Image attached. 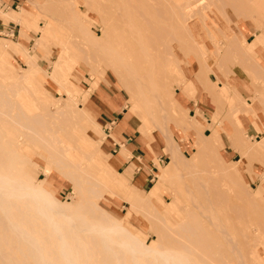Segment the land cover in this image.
<instances>
[{
  "label": "bare ground",
  "instance_id": "1",
  "mask_svg": "<svg viewBox=\"0 0 264 264\" xmlns=\"http://www.w3.org/2000/svg\"><path fill=\"white\" fill-rule=\"evenodd\" d=\"M167 1L173 3L171 9L162 10L156 6V8H152L146 3L141 7L137 17H131L129 12L119 15L120 11L110 7V12L106 11L109 22L105 21L101 35L98 36L90 31L84 22L81 23V20L76 19L77 22H73L76 25V31L80 34V41L67 43V37L66 42L60 48L53 71L49 72L51 80L58 86L60 85L63 90L62 109L56 107L52 111L43 100L37 99L39 106L36 105L41 109V112L27 113L25 104L23 103L24 107L21 105L19 90L22 88L18 87V83L10 82L8 84L10 88L0 85L1 106H5L3 108L6 109L0 111V264H248L246 256L249 252L251 254L252 250L248 251L243 248L245 243L247 246L249 245L248 241L246 240L247 242L244 243L241 240L243 238L231 236L229 231H238V229L236 225L224 223L223 215V213L234 212L235 208L232 207L231 202L233 199H237L239 191L243 190H239V186L242 187L237 166L239 160L236 161V165L233 164L234 166L224 164L215 149L213 151V141L211 142L209 136H202L193 130L194 125L180 110L173 92L168 93V96L171 94L169 97L171 107L170 111L167 109L165 105L168 101L164 103L165 96L163 97V95L168 90L165 92V82L163 84L159 81L163 87L157 82L161 71L155 73L154 70L160 66L156 62H161V66L166 68L165 72L168 70L171 56L177 55L171 45L173 41L177 43L183 54L186 53L188 46L192 45L189 44L191 41L202 50V56H205L206 53L198 45L193 35L192 23L194 26H197L198 23H203L204 27L214 26L221 33L224 43L219 47L215 45L220 60L224 57L232 58L234 54L238 57L240 48L246 58L256 62L254 55L260 53L256 49L260 45L257 36L250 42H238L230 31H225L228 29L226 25H220L221 22H219L216 13L218 12L224 22L229 24L235 22V18L241 23L242 16H245L244 13L248 10L262 14L260 17L262 18L264 16V0L257 2L256 5L251 4L252 7L234 6L229 10L232 12L230 17H226L224 14L227 13V8L237 0H220L222 4L220 8H216L217 2L214 0ZM153 2L159 5L163 4V1L160 3V0L159 3L156 0ZM136 18L147 23L143 26L153 27L156 32L151 34L155 37L154 40L145 38L141 34H138L135 40L130 36L139 29L134 26L133 21ZM165 19H168L171 25L169 23L165 25L163 22ZM171 20L175 21L176 25L172 24ZM119 28L123 29L127 37L125 42H122L116 35ZM210 33L212 32H209L208 36L211 35ZM228 37H230L229 42L226 41ZM111 39L116 40L115 46L109 42ZM138 41L143 42L138 44ZM45 45L44 41H40L39 46L46 50ZM86 53L89 55L87 58L92 61L103 62L104 69H112L119 82L123 83L127 90L129 89L134 114L138 109L137 106L142 105L145 120L139 122L138 129L145 135L157 133V136L167 145L171 162L159 173L160 180L164 181L169 170L177 168L181 162L198 173H204V176L209 174V180L206 179L207 176L205 178H200L198 175L193 177V180L200 185L203 202L197 201L198 197L189 191L188 196L191 197L189 199L193 206L183 203L185 217L179 223L166 218L164 214L166 206L161 207L162 211L158 206L155 207L156 205L153 203V199L157 195L155 188L145 194L144 200L135 199L133 201L134 209L149 213L155 222L154 228L157 231L154 235L158 242L155 246L148 244L142 237L120 224L119 218L106 212L98 203L100 197L103 196V190L109 185L102 182L100 175L90 169L88 162L94 157L95 161L99 159L97 152L100 150L103 137L102 134L99 137L94 136L92 131L85 126L84 121L89 119L79 108H76L75 93L68 86L69 78L66 74L71 72H69L68 66L62 67L63 62L67 59L72 63H79L82 60L91 68L94 66L96 69L98 65H93L83 58L82 55H87ZM36 64V58L31 56L28 69L22 72L21 81L29 82L31 79L30 69ZM247 68L248 72L252 73L249 67ZM210 71L208 70V72ZM162 73L164 75V70ZM260 74L264 78L262 67ZM162 75L160 80L163 82ZM183 82L187 85L188 90L196 91L190 80L186 79ZM207 84L208 89L212 90L211 87L214 84H211L210 81H207ZM28 88L29 86L26 85L25 89L28 90ZM223 99L227 101L225 96ZM221 102L224 104V101ZM154 103L158 106L157 112L153 108ZM172 107H174V111H178L177 114L171 113ZM231 109L229 108L233 112ZM237 109L240 110V108ZM251 111L254 110L249 112ZM45 117L47 119L43 121ZM259 117L258 125L264 135V119ZM48 118L51 120L49 121ZM55 120H58L59 123ZM169 120L176 121L177 126L183 128L185 132L194 134L196 137L194 150L201 158L205 157L200 161L203 159L206 161L212 159L213 161L214 154L215 160L218 155L217 164L213 166L214 162L211 160L209 162L213 164L203 161L204 164L213 167L207 171L208 165H204L205 170L199 162L203 167L200 169L201 166L195 164L194 160L192 162L184 157L173 139L171 129L167 127ZM7 126L14 127L16 131L19 129L22 140L17 143L9 141L4 131ZM26 141L48 151L44 166L45 179L42 181H36L25 172L24 167L27 164L37 165L28 155L18 150L19 146ZM256 141L264 149V136ZM123 147L122 145L121 149ZM71 149L79 152L88 161L83 163L75 158H70L69 151ZM95 169L98 170V168ZM54 170L68 178L73 184V189L79 195L76 203L62 201L51 190L52 184L48 177L52 176L51 172ZM213 174L217 176V181L212 178ZM210 180L215 181L214 184ZM263 189L264 185H260L253 192L260 193ZM230 190L232 195L228 196L226 193ZM253 192L246 190L242 194L247 200H250L253 197ZM159 226H161V231ZM242 226L244 227L245 224ZM240 232L238 233L242 234L244 239L248 238L246 232L243 230ZM245 250L248 252L246 253Z\"/></svg>",
  "mask_w": 264,
  "mask_h": 264
},
{
  "label": "rangeland",
  "instance_id": "2",
  "mask_svg": "<svg viewBox=\"0 0 264 264\" xmlns=\"http://www.w3.org/2000/svg\"><path fill=\"white\" fill-rule=\"evenodd\" d=\"M153 1L155 0H26L29 10V12L26 13L27 15L25 18L28 24V31L26 33L20 32V37L18 38L19 26L15 24L19 22L16 17L14 20L15 24L13 22L11 23L13 31H2L0 33V42L7 47L11 42H19L20 40H23L24 46L28 48V50H24V53L29 57L33 56L36 58L38 67L42 69L41 72H43L48 82L51 81L50 83L45 82L42 84V88L47 90L45 93L46 101L44 102L49 105L52 111H54L56 107L62 109L63 104L61 98L64 94L63 90L60 85L58 86L57 83L51 80L49 72L53 71L60 48L66 42V38L68 37L67 43L70 41H80V34L76 31V25L73 24V22L81 20V23L84 22L85 26L98 36L101 35L102 28L105 26V21L108 20L109 16H106V11H109L111 9L110 7L120 11L119 15H122L123 12H129L131 13V17H137L140 14L141 7L144 6L143 4L148 3L152 8L157 7L162 10H169L173 5L171 1L168 2L167 0H160V3L163 1L162 5L156 4ZM214 1L217 2L216 8L222 7L220 0ZM259 1L263 0H237L228 8L226 7L228 11L224 16L230 17L232 12L229 10L234 6L239 7L242 5L245 7H252L251 4L256 5ZM156 2L159 3V0H156ZM14 9L19 10L18 8ZM253 11L254 10H248L245 11V13L243 12L246 17L242 16L241 23L235 18V22L233 21L230 24L224 22V19L218 12L216 14L219 22H221L220 25H226L228 29H225V31H230L238 42H250L255 36H257L260 45H258L256 49L260 53L254 55L256 62L246 58L240 51V48L238 50L239 54L236 52L238 57L234 54L232 58L230 57L228 59L224 57L220 60L216 47L222 46L224 43L221 33H219L214 26L205 25L206 27H204L203 23H198L197 26H194L192 23L193 35L195 36L198 45L206 53L205 56H202V50L193 44V42L191 43V41H189V44L192 45L188 46V49L184 54L178 47L177 43L173 41V43L171 42V45L177 55H172L173 57L171 56L168 70L165 72L166 68L164 69L161 66V62H156L161 68L160 66L158 67L155 65L158 68L154 70L155 73L161 71V73H159L161 75L164 70V75H162L161 78L163 79V82L160 80L161 75L159 78L157 77V82L160 85L165 82V92L168 90V92L163 95V97L165 96V99L163 98L164 103L168 101L165 105L167 109L170 111L171 107L169 103V97L171 94L168 96V93L173 92L175 93L174 95L178 101L177 104L179 105L180 110L194 125L193 130L197 131L202 136H209L211 142H214H212V146H214L213 151L215 149L224 164L226 163V166H231L233 164L236 165V161L239 160L237 166L238 172L240 173L239 181L242 183V187L239 186V190L243 189V192L246 190H251L253 192L258 186L264 185V149L263 146L256 141L262 139L264 136L263 130L258 125L260 120L259 116L264 119V78L260 74V68L262 67L264 70V16L260 18L262 14L260 15ZM133 22L134 26L139 28L135 30L133 34H130L134 40L137 38L138 34L144 35L145 38L147 37L150 40L155 39V37L151 35L152 33H156L153 27H149V25L147 27L143 26L147 23L141 21L139 18H136ZM163 22L165 25H168V23L171 25L168 19H165ZM171 22L176 25L175 21L171 20ZM3 23L7 25V23ZM209 32H212L210 33L211 35H209L210 37L208 36ZM116 35L119 36L122 42L127 40L122 28L117 29ZM131 37L130 39L133 40ZM227 39L226 41L229 42L230 37ZM40 41L46 43V50L39 46ZM115 41L112 39L109 40L114 46L116 45ZM142 42L143 41H138V44H141ZM0 48L4 49V54L7 59L6 61H0V66L6 71V74L12 76L26 68L28 69V64L25 60L17 55H12L8 49L1 45ZM86 54L87 55H82L83 58H85L86 61L91 62L93 65H98V67L95 66L96 69L93 65L91 68L90 65L82 60H80L79 63H72L65 59L62 65V67L68 66V70L71 72L70 74L67 73L66 76L69 78V88L75 93L74 98L76 100V108H79V110L89 119L84 121L85 126L92 131L94 136L99 137L102 134V137L105 138L106 136L104 133L106 132L104 131V124L96 118L95 113L93 112V107L96 105L95 102L102 104L107 98L114 101L117 97L118 101L116 100V103L118 104L117 106H120L118 109L120 112H125L126 116L128 115L132 117L131 121L133 120V123L135 124H133L135 131H132V138L136 139V141H140V136H142L145 139L142 143L147 155L145 154L144 149L137 150V154L135 155L138 157L146 155L145 157L151 158L150 161L152 162L145 166L146 170L143 172L142 169H140L143 165L139 162V159L131 157V154L127 152L123 159L128 158L125 160H129L132 158V162H138L137 165L132 166L133 170H131V172L126 171V166L128 164L114 166V163H121V161L117 160V157H113V164L109 161L112 159L111 155L115 154L119 147H112L113 151L108 150L106 140L103 141L104 139H102L100 150L97 152L99 159L95 161L96 158L94 157V159L88 162L90 169L94 170L97 175H100L102 182L109 185L103 190V196L100 197L98 203L106 212L115 218H119L120 224L135 232L148 244L155 246L158 243L156 240L157 238L154 235L157 231V229L154 228L155 222L149 213L143 210L134 209L132 206L133 201L135 199L144 200L145 194L150 189L155 188L157 191V195L153 199V203L156 205L155 207L158 206L162 211L163 208L161 207L166 206V212L163 211L166 218L171 219V221L176 220L179 223L183 217H185L183 203L193 206L190 200L191 197L188 196L189 191L198 197L197 201L200 203L203 202L200 185L193 180V177L198 175L200 178H205L207 176L206 179H208L209 174L206 173L207 175L204 176V173H198L196 170L194 171L193 168H190L181 162L177 168L169 170V174L165 177L164 181L160 180L158 176L159 173L171 162L167 145L155 132L154 134L151 133L144 136L145 133L138 129L140 122L139 118L141 122H144L145 120V115H143L144 108L142 105H138V109L135 111L139 117L138 118L132 111L133 104L131 101V95L128 91L129 89L127 90V87L119 82L118 77L113 74L114 72H112V69H104L103 62H94L90 58H87L89 55L88 53ZM104 59H106V57H104ZM220 62H223L224 64ZM221 64L224 66H221ZM247 67H249V70L252 73L248 72ZM162 68L163 70H161ZM206 69L211 71L208 72ZM185 78L190 80L193 84L196 89V91H194L195 93L192 90H188L187 85L183 82L186 81ZM262 80L263 82H261ZM207 81L214 84L215 87L212 86V90L208 89ZM16 83H18V87L20 86L22 88L19 90V96L22 101L21 105L24 107L25 104V107L27 108V113L41 112V109L36 105L38 104L37 99L42 101L41 97L45 96L41 92L36 91L31 86L30 82L26 83L19 79L13 84ZM26 85L29 86L28 90L25 89ZM5 87L10 88L8 84ZM163 90L164 89L162 88V92ZM198 92H200V95ZM183 93L194 102L197 101V94L199 97L204 95L206 100L204 101V104H202L201 101V105L198 106L185 105L180 102ZM105 96L107 98H105ZM224 96L228 102L223 99ZM221 101H224V104ZM106 102H110V100ZM236 103L240 104L237 105ZM171 104L173 103L171 102ZM1 105L2 102L0 101V106ZM234 106L239 107H236L235 109ZM3 107L5 106L0 107V111L6 110ZM153 108L155 112H157L158 106L155 103ZM229 108H232L231 110L233 112H231ZM237 108H240V110ZM250 110L254 111L249 112ZM172 112H175V114L178 113V111H174V107L171 108V113ZM171 113L169 112V114ZM46 119L47 117L43 118V121ZM177 119L178 117L176 118V121ZM48 120L50 121L51 119L48 118ZM55 121L59 123L58 120ZM176 121L173 122L169 120L167 122V127L171 129L173 139L178 144L182 155L189 161L193 162L194 160L195 164L199 165V167L202 164L205 169L204 165L208 164H204L203 161L206 160L203 159V161H200L205 157L201 158L194 150V140H196V137L194 134L185 132L180 126L178 127ZM4 129L5 135L8 136L9 141L17 143L22 140L19 129L16 131L12 126H7ZM185 134L186 140L184 138ZM105 139H108V137ZM18 150L21 153L28 155V157L33 159L37 164H27L24 167L25 172L38 182L45 179L44 166L48 151L45 148L33 145L28 141L19 146ZM106 153L109 154L108 157H106ZM69 156L70 158H75L77 161L83 163L88 161L76 150L71 149L69 151ZM104 156L106 158L105 160L102 159ZM215 157L216 156L213 154L214 160L212 161V159H210L214 162L213 166L217 164L218 155L217 160H215ZM210 160L207 159L206 162L210 163ZM199 162H201V164H199ZM212 162L210 164H213ZM202 166L200 169H203ZM208 166L209 169L206 168L207 171L212 167L210 165ZM112 167L114 169L110 170ZM95 168H98V170ZM109 170L114 176L113 182H111L110 178H106L109 177ZM146 171L149 173L148 175L145 173ZM51 175V177H48L52 184L50 188L54 191L56 196L64 202L76 203L79 199V195L77 191L75 192L73 189V184L68 178L55 170L51 172ZM117 177L121 184L117 182ZM212 178L217 181L216 175L213 174ZM212 180L210 181L212 182ZM215 181H213L212 184H214ZM129 188L135 189L141 194V196H125L124 192ZM242 191H239L238 198L233 199L231 202L232 207L235 208L234 212L223 213L225 217L224 223L228 222L229 224L236 225L238 231H229L233 238H238L239 236L240 239H244V237L241 236L242 234L240 235V230L246 232L248 238L241 240L244 243L248 241V244L251 247L249 249V245L247 246V243H245L246 246L244 245L243 248L248 251L252 250L251 254L250 252L247 253L248 251L245 250L247 253L246 257L248 259V264H264V189L260 193L254 191L253 197L250 200H247L243 196L244 194H242ZM231 193L230 190L227 191L226 194L231 196ZM245 220L246 222L248 221L247 224ZM243 223L245 224L244 227L242 226L244 225ZM159 230L161 231V226H159Z\"/></svg>",
  "mask_w": 264,
  "mask_h": 264
},
{
  "label": "crops",
  "instance_id": "3",
  "mask_svg": "<svg viewBox=\"0 0 264 264\" xmlns=\"http://www.w3.org/2000/svg\"><path fill=\"white\" fill-rule=\"evenodd\" d=\"M14 8H18L19 10H15ZM28 12L29 10H28L26 0H0V33L4 30L13 31V29L11 28V23L12 22L14 23V20L16 19V17L19 23L17 24L14 23V24L19 26L18 38L20 37V32L26 33L28 31V24L25 18L27 15L26 13ZM2 21L7 23V25H5ZM0 45L8 49V51L12 55H17L23 60H25L27 64L29 65L30 57L27 56L26 53H24V50H28V48L24 46L23 40H20L19 42H11L7 47L2 45L1 42H0ZM6 60L7 59L4 54V49L0 48V61H6ZM41 70L42 69L38 67L37 64L36 66L31 67L30 69L31 79L29 80V82L36 91L41 92L45 96V93L47 90L42 88V84L45 82L50 83L51 81L50 82L47 81L46 77L44 76L43 72H41ZM22 72L23 70L21 72H17L16 74L12 76H9L8 74H6V71L0 66V85L6 86L10 82L12 83L16 82L17 80L20 79ZM199 93L200 92H198V94ZM198 94H197V101L194 102L193 100L188 98L187 95L183 93L182 94L183 97H182V100H180V102L185 105H190V106L201 105V101H202V104H204L206 97H204V95L202 97H199L200 94L199 95ZM41 98L43 101H46V96L41 97ZM105 98L107 97L105 96ZM108 100H110V102H106ZM116 100L118 101L117 97H116ZM116 100L112 101V99L107 98L106 101L102 104L93 101L96 104V105L94 104L95 106L93 107V112L95 113L96 118L99 119L102 124H104V131L106 132L104 134L106 137H108V139H105L106 137L103 138L104 139L103 141L106 140L107 142L106 143L107 149L113 151L112 147H115V148L117 146L119 147L118 151L115 150L116 153L111 155L112 159L109 162L113 164L112 162L113 157H117L118 158L117 160L121 161V163H118V162L114 163V166H122L124 164L125 165L128 164L126 166V171L131 172V170H133L132 166L137 165L138 162L137 161L132 162L131 160L132 158L129 160H125L128 158L123 159V157L126 156L127 152H129L131 154V157L133 158L135 157V159H139V162L143 165L140 169H142V171L144 172L146 170L145 166L152 163L150 161L151 158L145 157L147 155V152L145 150V147H143V143H142V141H144L145 139L142 136H140V141H136V139L132 138V131H135L133 128V124H134L133 120L131 121L132 117L126 116L125 112H120V110L118 109V107L120 106H117L118 104L116 103L117 102ZM135 115L138 117L137 114ZM139 121H141L140 118H139ZM144 136L146 135L144 134ZM184 138L186 140V134ZM122 145L124 146L123 149H121ZM142 149H144L146 155L145 156L141 155L139 157L136 156L135 154H137V150H142ZM108 156L109 154L106 153V157ZM102 159L105 160L106 159L105 156ZM113 169L114 168L112 167L110 170H113ZM110 170L108 173L109 177H106V178L107 179L110 178L111 182H113L114 176L112 175V172ZM145 173L147 175L149 174L147 171ZM117 182L121 184L118 177H117ZM125 193H126L125 196H130V195H133L136 197L141 196V194L133 188H129L128 190L125 191Z\"/></svg>",
  "mask_w": 264,
  "mask_h": 264
}]
</instances>
